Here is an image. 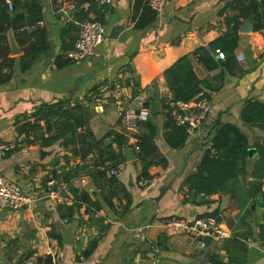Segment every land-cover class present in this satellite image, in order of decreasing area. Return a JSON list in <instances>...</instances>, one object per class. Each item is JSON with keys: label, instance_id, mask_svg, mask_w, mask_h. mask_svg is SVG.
Returning a JSON list of instances; mask_svg holds the SVG:
<instances>
[{"label": "crops", "instance_id": "1", "mask_svg": "<svg viewBox=\"0 0 264 264\" xmlns=\"http://www.w3.org/2000/svg\"><path fill=\"white\" fill-rule=\"evenodd\" d=\"M37 1L41 9L38 28L42 31L38 47L42 46V52L21 72L18 59L22 51L15 44L20 53L9 54L13 59L11 76L0 86V140L14 144V149L0 161V177L16 183L35 201L16 211L0 209V264H17L32 252L38 254L40 264L45 259L50 264H264L259 197L240 206L227 194L205 200L187 191L184 181L195 172L211 135L202 138L196 131L186 137L180 149H170L164 141L165 113L160 107L161 99H172L163 72L179 58L188 56L195 78L207 86L200 88L207 95L210 131L218 122L235 127L244 136L251 150L245 169L250 174L259 158L255 148L261 151L264 148V131L243 123L240 112L247 102L264 106V28L253 32L247 19L251 31L240 33L237 28L232 71L228 72L218 57L217 68L207 71L191 54L229 30L225 21L236 14L232 10L233 0H167L155 14L153 23L143 31L133 29L132 15L135 2L139 6L138 15L140 8L147 6L146 0H111L103 11L96 9L90 0ZM85 2H89L87 11L81 9ZM88 19L103 25L104 40L85 60L69 62L65 53L78 32L73 22ZM123 23L124 29L117 38L108 39L111 28ZM142 33L144 36L139 39ZM237 56L242 60L237 61ZM127 71L136 80L137 92L150 104L158 92L159 113L150 115L147 122L155 128L153 141L166 161L165 167H150L147 172L153 181L139 188L136 181L139 163L135 158L126 162L123 157L114 177L129 197L125 213L121 212L122 199L112 198V208L104 202L111 188L99 189L86 177L85 185L72 188L86 193L96 204L95 211L79 201L56 205L45 197L46 181L62 179L76 165L90 166L95 154L90 153L83 160L74 157L66 137L47 148L38 147L32 139L27 144L17 134V128L32 122V114L41 105L78 104L85 129L94 140L112 132L122 134L127 145H132L131 133L119 121L122 112L131 108V88L125 81L132 77ZM117 82L120 84L116 85ZM111 84L114 86L110 89ZM94 87L97 89L91 92ZM39 126L37 134L46 137L43 123L39 122ZM104 143L110 144L111 138H105ZM53 160L56 167L50 166ZM247 182L237 189L242 195L248 192ZM162 187L167 190L160 197ZM261 191L264 192V176ZM79 203V207L74 206ZM215 211L214 219L229 230V237L207 239L202 250L194 248L190 238L164 228L169 218L191 219ZM63 230L68 234L65 242Z\"/></svg>", "mask_w": 264, "mask_h": 264}, {"label": "trees", "instance_id": "2", "mask_svg": "<svg viewBox=\"0 0 264 264\" xmlns=\"http://www.w3.org/2000/svg\"><path fill=\"white\" fill-rule=\"evenodd\" d=\"M11 10L5 5V0H0V86L7 83L11 76L13 59L9 57L7 34L10 33L14 43L22 51L19 57V70L26 71L35 58L42 52V31L37 23L41 21V9L37 0H9ZM134 5L132 15L133 29L143 31L151 25L155 19V13L147 6L140 8L137 2ZM139 4V3H138ZM232 10L236 14L225 21L229 30L217 37L205 46L198 47L193 51L191 57L202 65L207 71L217 68V54L223 56L222 66L231 72L233 69V51L236 48L238 34L237 28L241 21L250 20L252 31L257 32L264 28V0L253 2L251 0H233ZM38 47V48H37ZM66 63H68L66 61ZM128 75H132L127 71ZM132 77V76H131ZM162 77L165 81L172 102H186L192 99L206 98L207 95L201 91V87H207L204 82L198 81L191 71L189 58L184 56L173 63ZM120 83L117 82L116 85ZM125 84L131 88V98L137 93V83L134 77L128 78ZM114 84H111L110 89ZM97 87L92 88L91 92ZM86 99V98H85ZM169 100H160V107L165 113V122L162 125L165 144L172 150L180 149L185 140L186 133L183 127L175 126L174 119L169 114ZM150 104V103H149ZM148 104V106H149ZM33 121L26 122L17 128L18 135H22L27 144L31 140L36 142L38 147L47 148L60 139L66 137V144L71 149V155L83 160L88 154H95L93 163L90 166L77 165L71 171L62 175V179L86 177L97 188H111L103 198L104 202L112 208L111 199H122L124 207L122 213L127 211L130 204L125 188L115 177L106 178L105 173L109 169L115 170L123 163L124 149H130L135 160L140 165V173L136 178L150 179L147 170L152 166L164 168L166 161L162 158L154 144L155 128L148 122L137 126L136 133L132 134L134 142L127 145L126 138L121 134L107 133L103 138L94 140L89 131L85 129L82 108L78 104L67 106L65 103L57 102L49 105H41L33 114ZM241 121L245 124L256 126L264 131V106L257 102H247L240 112ZM39 122L43 123V131L46 137L38 135L40 130ZM211 135L208 140V147L198 163L193 174L188 176L184 185L187 191L203 194L205 196L227 194L236 199L240 206H243L248 199L259 197V206L262 209L263 225L259 228L260 239H264V192L261 191V180L264 176V148H255L258 161L253 165L250 174H246L247 158L249 147L247 141L239 131L230 125H221L215 122L211 126ZM110 137L111 143L105 144L104 139ZM90 167V170H88ZM249 178V182H247ZM247 182L248 192L241 194L237 189L241 184ZM240 184V185H239ZM236 190L239 194L236 193ZM74 201L95 211V203L90 201L89 196L76 188H70ZM75 204V207H79ZM68 215L71 208H67ZM217 212L203 214L197 218H215ZM44 264H50L45 259Z\"/></svg>", "mask_w": 264, "mask_h": 264}, {"label": "built area", "instance_id": "3", "mask_svg": "<svg viewBox=\"0 0 264 264\" xmlns=\"http://www.w3.org/2000/svg\"><path fill=\"white\" fill-rule=\"evenodd\" d=\"M167 0H146L147 8L158 13ZM258 2L259 0H251ZM111 0H90L96 9L103 11L110 5ZM7 9L11 10L9 1L5 2ZM89 2L81 4V9L87 11ZM40 22L37 26H40ZM73 24L77 27V37L72 47L65 53V58L69 62H80L89 57L92 51L104 40V27L95 20H75ZM218 59L222 60V54H217ZM241 61L240 56L236 57ZM149 100L142 93L137 92L131 98V108L126 109L120 116V124L126 132L136 133L137 126L147 122L150 117ZM169 114L174 119L175 126L183 127L187 136L198 131L202 138H206L210 132V123L207 120L209 110L206 98L192 99L186 102L178 101L167 102ZM14 144L0 140V161L12 150ZM105 175L107 178L115 176V171L109 169ZM153 181L150 179H140L137 182L139 188H145ZM87 183L85 177H74L67 181L62 179L50 178L45 183V197L56 205L74 203V198L70 192L72 185L83 186ZM205 200L213 199V196L198 195ZM35 198L25 195L21 188L14 182L0 177V209L10 211L19 210L33 203ZM164 228L169 233L180 234L190 238L194 243V248L202 250L205 247V240H222L229 237V230L220 225L214 218H169L164 222ZM39 256L36 252L28 254L19 260L17 264H40Z\"/></svg>", "mask_w": 264, "mask_h": 264}, {"label": "water", "instance_id": "4", "mask_svg": "<svg viewBox=\"0 0 264 264\" xmlns=\"http://www.w3.org/2000/svg\"><path fill=\"white\" fill-rule=\"evenodd\" d=\"M124 23L123 24H119L114 26L113 28H111L109 34H108V39L110 40H114L117 38L118 34L124 29ZM251 31V27L248 24V20H245L243 23H241L238 27V32L240 33H247ZM144 36V33H142L141 37L139 39H141ZM139 39L136 41V44L138 45ZM7 41H8V47H9V54L10 55H17L20 53L19 49L16 47L15 43L12 40L11 34L8 33L7 34ZM149 113L150 115H156L159 113V97H158V92H156L155 97L153 99V102L149 105ZM248 154L251 152V150L247 151ZM41 155H43V152L40 153ZM124 160L126 162H130L134 159L133 157V153L130 149H124L122 151ZM51 167H56V162L53 160L50 164ZM166 187H162L159 189V196L161 197L164 193V191H166ZM62 237H63V241L65 242V238L68 237L67 231L63 230L62 233ZM69 241V240H67Z\"/></svg>", "mask_w": 264, "mask_h": 264}]
</instances>
